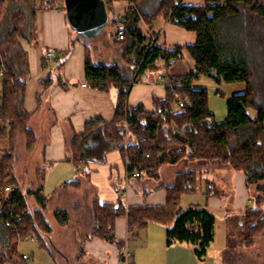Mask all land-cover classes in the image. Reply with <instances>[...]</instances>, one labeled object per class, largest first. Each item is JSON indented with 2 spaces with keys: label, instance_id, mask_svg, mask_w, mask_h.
<instances>
[{
  "label": "trees",
  "instance_id": "1",
  "mask_svg": "<svg viewBox=\"0 0 264 264\" xmlns=\"http://www.w3.org/2000/svg\"><path fill=\"white\" fill-rule=\"evenodd\" d=\"M126 1L131 6L125 16L109 15L111 26L125 29V39L117 44L127 68L117 60L95 62L90 46L85 44L86 82L97 90H116L115 115L110 121L101 116L89 120L84 133L68 140L67 159L76 163L79 158H93L105 163L109 153L118 151L129 177L137 171V180H153L158 188L166 190V204L126 206L121 198L116 203L94 200L95 227L88 238H99L123 249L125 241L116 236L118 217L126 219L129 233L158 223L166 227L168 246L190 244L196 256L204 259L215 238L216 216L206 207H180L183 195L198 192L201 172L180 171L171 184H160L164 165L190 159L205 165L220 163L242 172L248 190L255 189L254 208L242 212V245L253 246L257 236L264 233V0H202V4L185 0ZM60 4L65 10L64 0H40L39 6L37 0H0V145L7 143L1 148L0 159V264H28L19 246L32 234L40 247L50 248L53 226L46 216L50 199L44 194L46 167L37 169L42 171L38 186L22 187L15 171V144L25 138L26 149L33 152L39 141L31 127L32 113L25 108L29 67L20 39L36 44L37 11ZM160 16L195 32L196 42L166 49L147 38L140 24L151 28ZM185 48L195 59L196 68L184 76H168L165 95L153 97L151 110L143 104L131 106L129 96L138 76L160 60L169 69L183 58ZM42 61L46 66L45 55ZM54 62L59 64L58 58ZM203 75L219 86L233 82L247 86L245 94L227 100L228 113L221 122L210 110L207 89L193 86ZM43 83L46 88L61 84L53 75ZM179 101L184 102L182 107ZM76 183L71 180L65 186L75 187ZM214 186L208 184L207 196L216 195ZM7 187L12 190L6 191ZM17 215L22 217L17 227H7L6 219L16 222ZM54 216L61 224L68 222L65 209H56Z\"/></svg>",
  "mask_w": 264,
  "mask_h": 264
},
{
  "label": "crops",
  "instance_id": "2",
  "mask_svg": "<svg viewBox=\"0 0 264 264\" xmlns=\"http://www.w3.org/2000/svg\"><path fill=\"white\" fill-rule=\"evenodd\" d=\"M185 2L203 3L202 0H185ZM140 27L147 38H155L157 43L166 49H174L177 45L194 44L197 39L195 32L170 23L164 16L158 17L151 28L144 22L140 24ZM20 42L26 51L29 67L25 108L29 113H32L31 127L37 137L39 139L43 135L47 137L42 147V163L45 164V171L55 172L60 168L65 177L72 175L73 168L71 167H75V178L71 177L62 181L63 184L59 188L65 191L62 198L70 196L72 199H68L66 202L70 206H74L75 213L86 210L88 216L83 212L86 222L83 221L78 225L88 228L93 225L92 213L89 209H91L94 200L100 203H116L121 198L126 206H164L166 190L158 188L159 184L153 180L142 179L139 181L138 177H129L125 160L118 151L109 153L105 163L86 167L83 172L77 171L75 163L67 159L66 144L68 140L75 134L84 133L89 120L99 116L108 121L113 119L116 111V90L101 91L91 88L87 84L85 77L86 45L71 34L66 11L61 6L38 10L36 44H31L25 39H20ZM50 48L57 50L59 64L53 61L47 62L46 66H43L42 58ZM195 68L196 61L186 48L183 49V58L169 69L165 68L163 60L158 61L153 68L140 75L131 90L129 104L131 106L143 104L148 110H151L153 97H164L165 79L168 76H184ZM49 75L59 78L61 84L46 88L43 80ZM193 86L207 89L209 107L218 122L223 121L228 113L227 100L233 95L245 94L247 91L244 82L223 83L219 86L212 78L204 75L196 80ZM197 166L195 169L202 174L201 184L199 183L198 188L201 199L200 201L185 200L183 198L187 195L185 194L180 201V207H206L214 214L216 212L221 214L222 221L225 222L223 224L224 234L217 248L218 257L215 256V259L219 264H228L230 235L234 228H241L243 225L241 213L246 209L254 208L253 194L246 187L245 176L242 172H237L220 163L212 165L200 163ZM166 174L173 178L171 179L173 182L177 172L164 167L162 178ZM71 180H77L72 191L69 190L71 186H65V183ZM219 182L225 183L226 186L230 185L228 192L230 196L233 193L231 196L232 207H227L225 199L216 195L207 196L208 184L216 185ZM38 185L39 183L36 182L35 187ZM145 193H147V197L144 196ZM230 196L228 197L230 198ZM161 225L150 223L147 229L143 230L149 232L150 239L153 235L158 236L157 241H148L150 246L158 249L157 254L153 253L150 256V264H214L207 260L213 253L211 247L215 243V238L209 247L208 255L204 259H199L194 252V247L190 244L175 243L168 246L166 227ZM128 235L126 219L118 217L116 219V236L125 241V247L119 249L112 243L93 238L86 241L85 250L97 257L101 264H127L124 252L129 247L127 246ZM160 252L164 255H161ZM127 255L130 258L132 255L134 256L131 252H128Z\"/></svg>",
  "mask_w": 264,
  "mask_h": 264
},
{
  "label": "rangeland",
  "instance_id": "3",
  "mask_svg": "<svg viewBox=\"0 0 264 264\" xmlns=\"http://www.w3.org/2000/svg\"><path fill=\"white\" fill-rule=\"evenodd\" d=\"M108 1V12L116 16H125L127 10L131 6V4L126 0ZM39 3L40 0H37L38 6ZM59 6L63 8L62 4H60ZM115 31L116 27L111 26V21H109L108 26L105 27L96 38L84 39L74 29L70 27V32L73 36L90 46L92 59L95 62L110 63L114 60H117L121 66L127 68L126 60L121 58V51L118 48L119 44H117L118 41H116ZM139 77L140 76H138V79ZM251 114L255 116L256 112L252 111ZM46 138V135H43V137L39 139V141L37 142V146L33 152H31L30 149L29 151L26 149L25 138H19L16 141V177L18 178L19 184L24 188L35 187V183H39L42 178V171L38 172L37 169L40 167V169L42 170V167H45V164L42 163L41 153ZM6 145L7 143L5 141H3L0 145V159L3 155L1 148H5ZM198 164H200L199 161L190 159L182 160L176 164H166L161 168V178L162 170L164 167H168L169 170H173L174 172L178 173L187 169H195V167H198ZM68 168L70 169V167ZM71 168H73L72 175H70L69 177H65L62 174L60 168L57 169L55 172L46 171L44 174V194L46 197L50 198L46 216L53 226V232L51 234L49 249L40 247L38 242H33L30 240V238H27L26 240L20 242V252L27 253L30 256L28 264H101L97 257L92 256L85 250L84 246L86 241L89 240L88 235L92 232L93 228L95 227L92 211L93 205H91V209H89V211H91L90 213H92L93 225L88 228L83 225H78L79 223L82 224L81 222L83 221L86 222V217L83 216V212L86 216H88L86 214V210H83L81 213H77L76 211L75 213L74 206H70L68 202H66L68 199L72 200L70 199V196L69 198L65 196L64 198H62L65 191L62 188H59L63 184L61 182L71 177L75 178V167ZM171 179L173 178H170L169 174H166V176L162 178L160 184L169 185L172 183ZM228 186L230 185L227 184L226 186L225 183L219 182L216 183L213 191L216 193V196L220 197L221 199H225L227 207H232L233 199H231V196L233 195V193L231 196L229 195ZM69 190L72 191V187H70ZM251 193H255L254 188L251 189ZM228 196H230V198ZM183 198H185V200L190 199L200 201L201 195L200 192H198L196 195L187 194ZM59 208L65 209L67 211L68 222L66 224H61L58 219H56V217L54 216V211ZM215 216L217 223L215 230V243H213L211 247V252L213 253H211L212 255L211 257H209L207 262L210 261L214 264H219V262L216 261L215 256H217V248L219 247V242H221L223 238V224H225V222L222 221L220 213L216 212ZM242 224L243 225L241 226V228H234V231L230 235V256H228V264H264V233L257 236L253 246H243V230L245 228L243 218ZM147 232L148 231L145 232L138 230L133 233H129V241L127 242V246L129 247L124 252L127 258V264H150V256L153 253H156L158 249L156 250L153 248V246H150V242L148 241H157L158 236L153 235L150 239L149 232ZM153 241H151V243H153ZM128 252H131L132 254H134V256L132 255V257L130 258L127 255ZM160 253L161 255H164V253Z\"/></svg>",
  "mask_w": 264,
  "mask_h": 264
},
{
  "label": "water",
  "instance_id": "4",
  "mask_svg": "<svg viewBox=\"0 0 264 264\" xmlns=\"http://www.w3.org/2000/svg\"><path fill=\"white\" fill-rule=\"evenodd\" d=\"M69 26L84 39L96 38L108 26L105 0H64Z\"/></svg>",
  "mask_w": 264,
  "mask_h": 264
},
{
  "label": "built area",
  "instance_id": "5",
  "mask_svg": "<svg viewBox=\"0 0 264 264\" xmlns=\"http://www.w3.org/2000/svg\"><path fill=\"white\" fill-rule=\"evenodd\" d=\"M115 33H116L117 41H123L125 39L126 33H125L124 28H121V27L116 28ZM151 40L155 41V38H151ZM45 56H46L47 62L56 61L57 60V50L54 48H50L49 50H47ZM183 105H184L183 101L178 102L179 107H182ZM147 156H149V154H147ZM95 164H97V162L93 158H79L76 161L75 166H76L77 171L83 172L86 169V167H91V166H94ZM132 175L133 177H139L140 173L136 171V172H133ZM10 190H12V187L6 188V191H10ZM1 212H2V206L0 205V215H1ZM15 219H17L16 222L12 218L6 219L5 221L6 226L9 228L17 227L16 223L17 221L18 222L21 221L22 217L20 215H17ZM28 238H30V240L33 242H38V238L35 234L30 235ZM23 259L26 262H28L30 260V256L27 253H24Z\"/></svg>",
  "mask_w": 264,
  "mask_h": 264
}]
</instances>
